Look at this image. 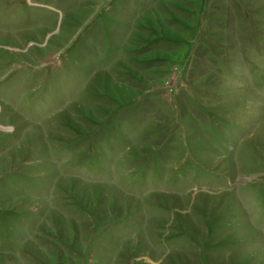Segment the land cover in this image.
Returning a JSON list of instances; mask_svg holds the SVG:
<instances>
[{"label": "rangeland", "instance_id": "obj_1", "mask_svg": "<svg viewBox=\"0 0 264 264\" xmlns=\"http://www.w3.org/2000/svg\"><path fill=\"white\" fill-rule=\"evenodd\" d=\"M0 264H264V0H0Z\"/></svg>", "mask_w": 264, "mask_h": 264}]
</instances>
